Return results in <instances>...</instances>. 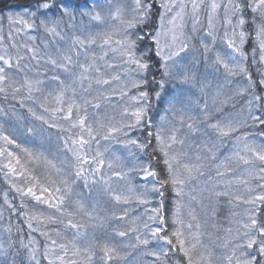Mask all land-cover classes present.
Masks as SVG:
<instances>
[{"label":"snow or ice","instance_id":"6c2138e0","mask_svg":"<svg viewBox=\"0 0 264 264\" xmlns=\"http://www.w3.org/2000/svg\"><path fill=\"white\" fill-rule=\"evenodd\" d=\"M8 8L0 97L15 103L0 107V175L22 211L8 190L3 205L28 235L4 227L0 264H264V0H14ZM222 202L230 226L213 239ZM133 203L143 213L133 215ZM33 233L45 239L42 253Z\"/></svg>","mask_w":264,"mask_h":264},{"label":"trees","instance_id":"16d2710c","mask_svg":"<svg viewBox=\"0 0 264 264\" xmlns=\"http://www.w3.org/2000/svg\"><path fill=\"white\" fill-rule=\"evenodd\" d=\"M13 2H14V0H0V10H3L4 15H7L8 11H9L8 6L11 5ZM20 2L21 3H28V2H30V0H20ZM6 35H7V31H5V36ZM35 35H37V33ZM252 73H253V78L256 79V76L254 75L256 73L254 71H252ZM257 94H258V90H257ZM13 103H15V102L12 101L11 99H9V101L5 102L3 100V98L0 97V107L8 108V105L13 104ZM16 107H17L19 113H21L25 116L27 115L26 109H19V105H16ZM161 115H163L162 111L154 113L152 118L155 122H159ZM6 127H7V125H6ZM136 135H139V134L137 133ZM124 156L126 157L127 153H124ZM139 162L146 164L148 162V158L146 156H144L143 154H140L139 155ZM153 166L156 167L157 170L161 171V173L163 174L164 166L162 164H159L156 161H153ZM131 174L132 175H130V176H131L132 183L138 187L141 184L139 182V177L136 178V173H131ZM132 176L134 177V179H132ZM82 183L83 182L81 181L80 182L81 186H82ZM6 190H8V185L4 182L3 176L0 175V211L3 212V219L0 220V236H4V238H6V235L3 234V229H4V227H6L9 224V222H11L13 224V236H14V238L18 239V237H16V226L18 225L23 229V235H24V238L26 240L27 235H28V228H27V225L24 223V219L22 217H19L16 214H13L10 216L9 211L6 210V206L3 205V196H4V193ZM77 190L79 191V189H77ZM8 191H9V195H10L11 199L13 200L14 204L17 206V209L22 211V209H19V204H20L19 198L16 197V194L14 192H11L10 190H8ZM85 194H87V190H85ZM166 196H167V199L165 201L166 215L169 217L167 228L170 232L172 230L170 217H171V212L173 210L172 193H171L170 188L168 189ZM156 199L158 200L159 197H157ZM32 206H33V204L30 202L29 207L31 208ZM151 206L152 207L157 206V203L155 200L153 201V204ZM35 207L37 210H42L45 212L51 211V210L47 209L46 206H43V205H36ZM129 207H131L132 209L134 207H137V210H138L144 206L136 205L135 203H133ZM223 209H224V207L222 204L217 206V211H216V216H215V221H214L217 224V228L213 229L209 226V231H211L213 233V239H216L217 235L221 236L220 233H221V231H223L224 226L226 224V221L228 220V218H226V216H223V212H224ZM210 214H211V212H210ZM184 218L187 221V211L184 212ZM212 222H213L212 220H209V225ZM55 227H60V226L59 225H51L50 226V228H55ZM33 235L36 236L37 240L39 241V245H40V249H41V253H42L43 246L45 244V239H44V237H41L39 235V233H33ZM217 251L222 252V249L217 248ZM136 258L140 259L139 254H137ZM43 264H47V261H43Z\"/></svg>","mask_w":264,"mask_h":264},{"label":"rangeland","instance_id":"374dc122","mask_svg":"<svg viewBox=\"0 0 264 264\" xmlns=\"http://www.w3.org/2000/svg\"><path fill=\"white\" fill-rule=\"evenodd\" d=\"M205 24H206V18H205ZM5 31H8V28H7V22L5 21L4 22V25H3V32H4V34H5ZM32 35H35L36 33H31ZM40 41H39V38H38V40H37V43H39ZM245 50H246V52H248V54H249V56L251 57V52H252V45H251V43H249V44H247L246 46H245ZM257 59H258V53H257ZM252 71H254L255 73H256V70H255V68H252ZM252 75H253V73H252ZM255 76H256V81H257V83H258V81H259V77H258V75L257 74H254ZM237 79H240V78H237ZM262 92H264V89H258V94H261ZM248 99V97L247 96H245L243 99H241L240 101H239V103L237 104V109H239V107H240V105L241 104H243L246 100ZM229 110H231L230 108H229ZM111 114V113H110ZM0 122H3V118H0ZM53 132H55L56 130L55 129H53L52 130ZM54 141H55V138H54ZM259 142V141H258ZM37 143H39V141H37ZM103 141H101V145H103ZM36 147V145L34 144H30V145H28V147ZM96 146L95 145H93V148H95ZM57 151V149H56V146H55V142L53 143V145H52V148H51V152L52 153H55ZM223 151V150H222ZM129 175H132L131 173L129 174ZM141 175L142 174H137L136 173V178L137 177H139V182L142 184V183H144V180H142L141 179ZM131 177V176H130ZM132 179H134V177L132 176ZM149 180H151V178H148ZM4 197V196H3ZM9 199L10 200H12L11 199V197H10V195H9ZM222 205H223V207H224V209H223V216H226V218H228V220L226 221V224H225V226H224V229H223V231H221V236L220 237H223L224 235H225V229H227L230 225H229V215H230V210H229V208H228V206H227V204H226V202H222L221 203ZM155 207V206H154ZM195 207V209H196V213H197V216H198V218H200V220L203 222V220L206 218V216H205V210L204 209H201L200 208V206L199 205H195L194 206ZM143 211H144V207H141V209H138L137 210V207H134L133 208V212H132V214L133 215H140L141 213H143ZM210 212H211V208L209 207L208 209H207V213H208V216H210L211 214H210ZM228 222V223H227ZM149 247H154V244L153 245H150ZM219 251V250H218ZM217 251V252H218ZM218 253H220V252H218ZM140 257V256H139ZM140 259L143 261V260H152V259H154L153 257H140Z\"/></svg>","mask_w":264,"mask_h":264}]
</instances>
